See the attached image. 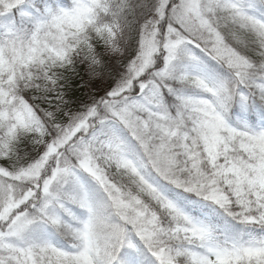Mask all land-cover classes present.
Returning a JSON list of instances; mask_svg holds the SVG:
<instances>
[{"label": "snow or ice", "instance_id": "snow-or-ice-1", "mask_svg": "<svg viewBox=\"0 0 264 264\" xmlns=\"http://www.w3.org/2000/svg\"><path fill=\"white\" fill-rule=\"evenodd\" d=\"M0 264H264V0H0Z\"/></svg>", "mask_w": 264, "mask_h": 264}]
</instances>
